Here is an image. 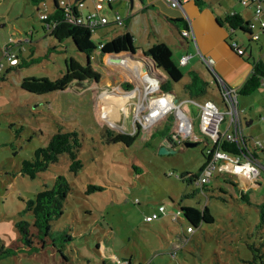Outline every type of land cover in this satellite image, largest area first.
Instances as JSON below:
<instances>
[{
	"label": "rangeland",
	"instance_id": "obj_1",
	"mask_svg": "<svg viewBox=\"0 0 264 264\" xmlns=\"http://www.w3.org/2000/svg\"><path fill=\"white\" fill-rule=\"evenodd\" d=\"M233 1L238 3L237 0H222V3ZM46 3L49 12L53 0H46ZM88 9H91V2L86 3L84 13ZM44 10L29 0H0V60L5 64L0 76L10 66L2 55L6 45L12 44L19 57L37 58L27 66L11 70L6 80L0 79V251L15 249L20 243L15 223L20 219L33 221V216L31 213L20 215L19 211L35 193L51 187L58 174L66 176L72 189L65 202L64 214L52 222V232L55 237L65 230L73 240L58 248L50 244L49 239L44 246L35 240L37 251L0 254V264H234L251 258L252 253L244 242L264 244V237L260 240L255 229L258 215L254 206L248 207L233 197L235 191L229 184L222 185L233 193L232 197L211 190L223 181L222 177H212L210 190L205 195L182 201L183 205L198 209L208 205L217 218L214 224H202L192 233H186L188 222L180 215L179 201L192 187L170 173L180 174L185 170L198 173L203 164L205 144L200 142L194 147L176 145L174 153L161 154L160 146L167 141L165 133L177 129V124L170 120L173 115L161 119L146 135L141 131L139 138L129 147L106 144L101 134L111 125L96 120V115L103 119L107 116L105 111H99V93L107 90L116 97L114 87L123 90V83L108 84L102 89L100 81L74 82L65 91L43 95L21 88L24 77H61L66 71L65 60L69 57L83 65L88 62L87 55L77 52L71 41L58 42L49 36L40 20V13ZM140 19L139 16L138 27ZM117 28L122 34L125 32L124 26ZM18 38L22 39L19 41ZM102 38L100 30L92 34L96 45ZM107 57L91 54L92 68L103 71L100 67L109 65ZM123 69L119 67V71L123 72ZM183 71L187 75L186 69ZM186 80L185 76L173 84L171 91L183 101L182 108L192 117L197 133L200 105L204 100H212L222 107V96L218 88L210 85L205 95L188 101L189 96L183 90ZM108 93L101 94V97ZM239 102L244 136L264 144V94H240ZM113 111L110 114L115 119L116 109ZM59 126L64 131L77 130L80 133L83 141L78 156L84 168L77 175L72 174L68 169L69 156L63 154L57 163L51 164L35 179L22 175V161L30 159L36 148L45 146ZM168 127L169 131L165 132ZM119 128L110 130L118 132ZM126 129L134 132L136 127ZM249 147L253 149L252 141ZM260 160L262 168L258 182L262 183V188L256 191V198L252 196L254 203L264 200V159ZM134 166L141 173L135 172ZM238 177L245 182L243 189L245 186L252 194L253 185L245 177ZM89 183L101 185L104 190L86 194ZM160 205L166 207L167 214L146 222L145 216ZM175 214L178 221L174 219ZM183 232L187 238L180 236ZM55 243L60 245L59 241ZM64 255L68 261L64 260Z\"/></svg>",
	"mask_w": 264,
	"mask_h": 264
},
{
	"label": "trees",
	"instance_id": "obj_2",
	"mask_svg": "<svg viewBox=\"0 0 264 264\" xmlns=\"http://www.w3.org/2000/svg\"><path fill=\"white\" fill-rule=\"evenodd\" d=\"M29 2L38 6V8L46 9V7L43 5L46 0H29ZM87 2H91V9H88V13L94 9V4L91 0H85L84 7L82 9H77L75 6L73 9H71V11H67L56 0H53L52 10L48 12V5V8L46 9L47 11L44 10L40 13V20L44 22L45 25L43 27L48 31L49 36L55 38L58 42H64L66 40L71 41L77 52L87 55V65H83L74 57H69L65 60L66 71L61 77L56 79H51L48 76L24 77L21 82V88L23 90L34 94L43 95L56 91H65L74 82H99L100 73L92 68L90 61L91 54L94 56H100L101 54L105 55L108 53H120L124 51L136 53L134 37L128 30L110 40L101 41L98 43V45L93 42L92 34L101 27L92 30L85 24H78L75 20L79 15L84 14V8ZM42 13H47V17L45 19H41ZM70 15H72L75 19H72ZM171 21L179 30L188 27V23L183 19H171ZM220 21L227 24L233 30H239L246 35H250L249 22L245 21L236 12L234 14H228L224 20ZM112 25L118 26L115 23H112ZM123 26L126 27L127 22H125ZM248 38L249 41H252L250 37ZM259 39L252 42H257ZM19 44L23 45L21 42H19ZM101 45L103 46L100 48ZM9 46L14 49L12 44ZM19 50L22 51V47H20ZM143 54L153 62L155 68L158 71H163L167 75L168 78L162 82L163 91L170 92L173 84L178 83L183 78L184 74L182 70L174 63L172 59V50L166 43H154L146 51H144ZM17 58V63L7 67L5 73L0 76L1 80H6L7 75L11 70L27 66L37 60V58H31L27 60L26 57H19L18 54ZM102 66L105 67V65ZM105 69L106 72L109 71V67L106 66ZM189 76L190 81L184 85V92L187 93L191 99H197L198 97L205 95L209 87V82L204 80L195 70L189 71ZM263 78V63H254L252 74L248 77L238 93L242 95H250L254 93L260 87ZM105 79L107 80V83H110L107 77H105ZM125 85L127 86V89L131 88V85L128 83ZM170 120L175 122L173 117H170ZM137 128L138 129L134 134L115 132L107 128L104 130V132H102L101 138L106 144H119L121 146L123 145L129 147L134 144L140 136L142 131L141 127L137 125ZM168 131L169 127L165 130V132ZM197 134L201 135V137L197 140L198 144L200 142L205 144V148L202 150V155L206 160L205 163L210 159V156H212L211 153H207L208 149H211V152H213L217 148H220L231 154L238 155L248 152L247 145H249L250 141H252V146L254 149L253 155L259 159H264V148L257 147V145L253 143L251 137H245L240 142L224 139L213 141L211 138L203 135L200 131H197ZM165 137L170 138L169 133H165ZM82 141L83 139L77 130L64 131L63 127L59 126L58 131L50 137L48 143L45 146L36 148L33 156L30 159H24L22 161L20 169L21 174L31 179H35L41 172L47 171L51 164L57 163L61 155L67 154L70 159L68 165L69 172L77 175L84 168V163L78 156V153L82 147ZM174 148H176V146ZM134 168L135 172L141 173V170L137 166H134ZM203 168L204 165L200 167L198 173L186 170L178 174V179L181 182L185 183L188 187H192L190 191L185 192L181 196L179 201V212L180 215L183 216L188 222V226L193 228V231L202 224H214L217 221V218L212 214L208 205H205L202 209H198L193 206H186L182 204L184 199H198L200 198V194L205 195L210 190L209 184L211 183L212 178L207 184L200 185L196 183ZM222 180L223 181L216 184L215 187H212L211 190H218L221 193L230 194V197H232L233 193L229 192V189L222 185L223 183H227L232 186L235 191L233 194L235 195L233 196L234 198L244 202L248 207L254 206L259 218V221L255 225L256 233H258L257 236L260 240L263 239L264 231L262 229L264 228V200L256 201L254 203L251 192L249 194V192L243 191L242 185L240 183L231 179L223 178ZM257 185H254V187ZM71 189V185L66 176L64 174H58L55 177L54 183L51 187H46L44 190L35 193L32 198L26 200L24 202V207L19 211V214L25 215L26 213H31L33 216V221H28L25 219L18 220L15 223V227L18 229L20 234V245L18 244L15 249H3L1 250L0 254L15 255L17 252L19 253L22 251H25L29 254L34 253L38 250L37 246L34 244L35 240L40 241V243L43 245L49 239L51 242L50 244L57 248L64 247L66 243L71 242L73 237L65 230L58 232L55 237L53 236L54 233L52 232V222L64 214L65 202L67 201ZM102 190H104L103 186L89 183L86 188V194ZM176 221H178V218H176ZM186 233H188L187 228ZM186 233L183 232V234L180 236L186 237ZM55 241H59L60 245L58 246ZM244 244L251 251L252 257L248 258L247 260L242 259L241 263L234 264H264V244L260 243L259 245H256L251 241H248V243L244 242ZM45 247H43V249ZM63 258L65 261H68L67 256L64 255ZM125 260L129 261L128 259Z\"/></svg>",
	"mask_w": 264,
	"mask_h": 264
},
{
	"label": "crops",
	"instance_id": "obj_3",
	"mask_svg": "<svg viewBox=\"0 0 264 264\" xmlns=\"http://www.w3.org/2000/svg\"><path fill=\"white\" fill-rule=\"evenodd\" d=\"M262 5L264 9V1H262ZM103 9L100 11V14L107 17L110 25L101 26L99 29L101 31V36L103 37L102 41L110 40L122 34L121 30L117 28L118 26L112 25L114 14L116 12L120 13L121 11L122 14H120L124 16L126 19L125 22H127L125 31L128 30L134 37V45L136 47L135 54L137 57H139V61L131 59L130 56L128 57L126 54L122 55V53L121 55L129 61L127 65L124 64V61L120 63L111 62L109 57H107L109 60V65L105 64V67L108 66L110 72H104L105 67L103 68V66H98L103 71L98 70V68L95 67V69L102 74L99 80L101 87H103L102 89H104V87H106L108 84H116L117 82H119L120 85L123 83V87L125 89L127 88L125 85L126 83L131 85L132 88L136 83H144V80L149 76L156 77L161 82L167 79L168 77L163 71H158L154 64L151 65L146 61V58L141 57V55L144 56V51H146L154 43L158 42H164L170 47L172 50V59L174 63L182 70L184 74L182 79H184L186 76V83L190 81L189 71L195 70L204 80L209 82V86L211 85L219 89L220 86L218 85V82L216 81L214 75L207 69L201 55H204L208 58H213L215 61L214 69L216 74L226 85L237 88L238 92L248 77L252 74L254 63L261 62L264 65V31L261 33L259 41L252 42L249 41V35H246L239 30H233L227 24L220 21L224 20L228 14L236 12L245 21L249 22L253 19V5L243 6L240 5V3H236L235 1L232 3L228 2L224 5L222 0H188L184 3L183 11L179 7L170 5L167 0H134L133 3H131L130 0H116V2L112 3V5L104 6ZM139 16L141 18L140 27L137 25ZM171 19L185 20L192 29L194 38L182 39L180 37V30L173 24ZM230 36L235 37L241 42V45L246 48L247 52L245 55H238L230 47ZM19 39L22 38H18V40ZM184 54H187L190 57L187 63L182 65L180 63V58ZM100 56L105 57L107 54H101ZM119 67H124V71H119ZM185 69L187 71V75L185 74V71H183ZM105 77L109 79L110 83H107ZM106 92L108 93L109 91L106 90L99 93L100 102L98 107L99 111H105L107 116H105L103 119L100 116V118H98V115H96V120L100 123H102V121L106 122V126L111 125V127L109 126L110 129L114 127L119 128L121 126L120 124H122V127L125 130L121 129L120 127L118 132L122 131L134 134L137 129L134 114L135 110L133 108V105H135V99H126L118 92L116 93L117 96H114L116 98L115 100L112 99L114 98L113 95L115 94L108 93L107 96L101 97V94ZM255 92L264 94V78L262 79L260 87ZM185 94L187 95V93ZM239 96L240 93L238 94V104L240 109L241 106L239 102ZM114 109H116L115 119L110 114L111 112L112 114L114 113ZM241 119L243 121V116ZM114 123H118V125H114ZM126 128H134L135 131L129 132ZM174 132L175 131H170V138L166 139H172ZM174 142L175 140H172L170 143L173 147L176 146L174 145ZM205 161L206 160L203 157V164L201 167L205 164ZM215 175L224 179L232 178L235 182L238 181V183H240L242 186L245 185V182L241 181L238 175L224 173L221 169H219ZM261 184L262 183L259 182L256 187L253 186V197L256 198V191H258L259 188H262ZM231 220L233 221V218H231ZM104 249L106 250V247Z\"/></svg>",
	"mask_w": 264,
	"mask_h": 264
},
{
	"label": "built area",
	"instance_id": "obj_4",
	"mask_svg": "<svg viewBox=\"0 0 264 264\" xmlns=\"http://www.w3.org/2000/svg\"><path fill=\"white\" fill-rule=\"evenodd\" d=\"M62 7L67 11H71L75 6L76 8H83L85 0H56ZM90 1V0H89ZM94 4V9L88 13L79 15L75 19L78 24H85L90 29L95 30L98 27L109 24L107 17L100 14V11L106 5H111L116 2V0H91ZM170 5L174 7H179L184 11V3L188 0H167ZM243 6H254L253 19L249 21L250 35L252 41L258 40L261 33L264 31V9L261 0H237ZM46 9L48 4L44 2L43 4ZM79 11V10H78ZM232 12L231 14H234ZM47 13H42L41 19H45ZM113 23L118 26H123L125 23V18L120 13L116 12L114 16ZM180 37L182 39H189L193 37V31L189 27L182 28L180 30ZM230 47L240 56L246 54V48L241 45V42L235 37L230 36L229 40ZM103 45L100 46V48ZM200 54V52H199ZM3 57L7 58L9 65L16 64L18 61L17 53L9 45L5 46L3 49ZM201 55V54H200ZM189 55H183L180 58V63L185 65L189 59ZM203 62L206 64L207 69L214 75L216 81L218 82L219 90L222 96V107L219 106L212 100L204 101L200 107L199 116V131L211 138L213 141L218 140H230L240 142L245 138L243 133L242 119L238 104V89L226 85L223 80L216 74L214 69V59L208 58L201 55ZM5 64L0 61V71L3 70ZM116 92L120 95L128 98L135 99V105L133 108L135 110L136 125H140L141 130L144 131L146 135L149 130L161 119L167 118L173 115L175 119V124H177V129L172 135V140H175L174 145H183L187 140L197 141L201 135L195 133L194 123L192 117L189 113L182 108L183 101H181L178 96L173 92H166L162 90V82L156 77L149 76L144 80V83H136L132 88L121 89L120 87H115ZM188 101H194V99L189 98ZM132 106V105H131ZM224 126V127H223ZM253 140V139H252ZM253 143L259 148H264L262 142H257L253 140ZM171 145V144H170ZM248 146L247 153L241 154H231L220 148L211 152V149L207 150V153H211L210 159L204 164V168L201 171L199 179L196 181L197 184H207L210 182L211 178L215 173L221 169L224 173H231L234 175H240L245 177L249 184L257 185L259 184V175L261 174L262 164L258 157L253 155L254 149ZM172 147V145H171ZM175 177H179L178 173H170ZM243 189V186H242ZM247 192L244 186L243 189ZM166 214V207L160 205L157 211L146 215L145 221L152 222L156 219L161 218ZM178 218L175 214L174 219ZM187 232H193L191 226L187 227Z\"/></svg>",
	"mask_w": 264,
	"mask_h": 264
},
{
	"label": "water",
	"instance_id": "obj_5",
	"mask_svg": "<svg viewBox=\"0 0 264 264\" xmlns=\"http://www.w3.org/2000/svg\"><path fill=\"white\" fill-rule=\"evenodd\" d=\"M134 0H130L131 3H133ZM123 54H126L128 55V57L130 56L131 59H135V60H138L139 57L136 56L135 53L131 52V51H124V52H120V53H108L107 56L109 57V60L111 62H117V63H120V62H123L126 58L124 56L121 55ZM143 58V57H142ZM144 58H146V61L149 62L151 65H153V62L150 61L149 59L147 60V57L145 56ZM141 60V59H140ZM139 61V60H138ZM144 62V60H143ZM142 63V62H141ZM84 84H87V82H83ZM252 122V121H250ZM122 132V131H121ZM125 133V132H124ZM168 142L171 143L172 140H165L163 142V144L160 146V149H159V152L161 154H168V153H174L175 152V148L174 147H171V145L169 144L168 145ZM184 146L186 147H194V146H197L198 145V142L197 141H185L184 143Z\"/></svg>",
	"mask_w": 264,
	"mask_h": 264
},
{
	"label": "bare ground",
	"instance_id": "obj_6",
	"mask_svg": "<svg viewBox=\"0 0 264 264\" xmlns=\"http://www.w3.org/2000/svg\"><path fill=\"white\" fill-rule=\"evenodd\" d=\"M128 62H129V61H128L127 59H125V60H124V64H126V65H127V64H128Z\"/></svg>",
	"mask_w": 264,
	"mask_h": 264
},
{
	"label": "flooded vegetation",
	"instance_id": "obj_7",
	"mask_svg": "<svg viewBox=\"0 0 264 264\" xmlns=\"http://www.w3.org/2000/svg\"><path fill=\"white\" fill-rule=\"evenodd\" d=\"M140 126V125H139ZM138 129V128H137ZM169 138V137H168ZM173 147V146H172Z\"/></svg>",
	"mask_w": 264,
	"mask_h": 264
}]
</instances>
